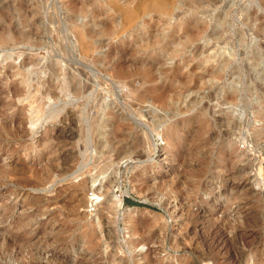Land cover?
Here are the masks:
<instances>
[{
    "label": "rangeland",
    "instance_id": "rangeland-1",
    "mask_svg": "<svg viewBox=\"0 0 264 264\" xmlns=\"http://www.w3.org/2000/svg\"><path fill=\"white\" fill-rule=\"evenodd\" d=\"M142 1L0 0V264H264V0Z\"/></svg>",
    "mask_w": 264,
    "mask_h": 264
},
{
    "label": "bare ground",
    "instance_id": "bare-ground-1",
    "mask_svg": "<svg viewBox=\"0 0 264 264\" xmlns=\"http://www.w3.org/2000/svg\"><path fill=\"white\" fill-rule=\"evenodd\" d=\"M151 1H154V0H151ZM156 1H158V0H156ZM156 1H154V2H149L148 0H145L143 3H142V11L143 10H146V11H153L154 9H158V10H160V9H163V8H165V7H167V5L165 4V2H163V1H158V2H156ZM164 10V9H163ZM138 12V11H137ZM146 13V12H145ZM135 19H134V17L133 16H131V17H129V19H128V21H134ZM120 74V73H119ZM107 230V229H106ZM108 231V230H107ZM223 245V244H222Z\"/></svg>",
    "mask_w": 264,
    "mask_h": 264
},
{
    "label": "trees",
    "instance_id": "trees-1",
    "mask_svg": "<svg viewBox=\"0 0 264 264\" xmlns=\"http://www.w3.org/2000/svg\"><path fill=\"white\" fill-rule=\"evenodd\" d=\"M127 202H128L129 204H131V205H135V206H143V207H148V208H151V209L156 210L155 208H152V207H150V206L144 205V204H142V203L134 202V201H132V200H128Z\"/></svg>",
    "mask_w": 264,
    "mask_h": 264
}]
</instances>
